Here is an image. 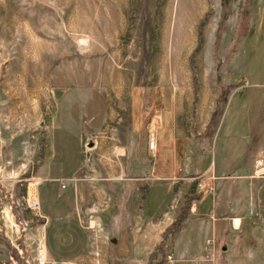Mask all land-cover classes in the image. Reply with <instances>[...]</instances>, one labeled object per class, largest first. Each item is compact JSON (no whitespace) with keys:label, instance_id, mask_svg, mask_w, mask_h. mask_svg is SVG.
Masks as SVG:
<instances>
[{"label":"rangeland","instance_id":"rangeland-1","mask_svg":"<svg viewBox=\"0 0 264 264\" xmlns=\"http://www.w3.org/2000/svg\"><path fill=\"white\" fill-rule=\"evenodd\" d=\"M227 15V0H0V264H63L43 257L44 223L27 205L28 194L29 201L37 197V171L53 145L55 163L85 161L93 179L85 195L93 237L76 264L116 260L118 174L112 168L135 165L140 193L154 194L155 201L164 191L153 193L155 186H172L169 211L177 213L208 189L194 168L211 137L209 162L227 177L239 154L237 140L227 150V84L260 83L245 75L248 65L264 72L263 50L252 41L241 50L246 28L227 26ZM185 24L191 40L174 59ZM211 117L212 131L200 144L198 133ZM160 125L154 154L149 133ZM171 127L185 169L177 179H163L149 168L171 156ZM46 197L43 190L42 202ZM170 239L163 235L138 254L149 264H205L204 233L186 230L174 254ZM224 240L219 229L210 264H227Z\"/></svg>","mask_w":264,"mask_h":264},{"label":"crops","instance_id":"crops-1","mask_svg":"<svg viewBox=\"0 0 264 264\" xmlns=\"http://www.w3.org/2000/svg\"><path fill=\"white\" fill-rule=\"evenodd\" d=\"M227 10V26L246 28L241 35V50L243 44L252 41L253 49L264 52V0H227ZM235 59L231 56L229 63L233 64ZM245 75L260 83L246 79L241 86L227 84V150L234 140L239 142L236 166L227 168V177L225 173L218 174L216 165L209 162L211 137L208 148H199L194 168L208 188L199 199L187 202L178 213L169 211L168 194L172 186H155L153 193L159 187L164 189L163 197L155 201L154 194L140 193L137 182L142 179L136 177L135 165L111 169L118 174L114 178L118 195L112 198V211L118 212L114 221L117 240L113 241L116 260L112 264H149V259L141 256L152 250L153 242L162 241L163 235L171 237L174 254L177 240L188 229L191 234L204 233L205 264L213 263L209 252H214L216 247L208 250V242L214 240L218 244L219 229L225 234L224 242L227 241V264H232L235 258L244 264H264V72L248 65ZM212 121L209 118L203 131L198 133L200 144L207 142ZM179 149L177 134L172 128L171 156L158 168L151 166L149 173H159L163 179L173 176L177 179L185 169ZM52 151L37 171L41 180L37 195L44 223L43 250L54 263L76 264L84 259L93 237L94 227L88 225L91 208L85 199L89 181L93 179L85 161L74 167L70 163H55L54 145ZM222 179L227 185L218 186V180ZM43 190L47 192L44 202ZM207 197L212 199L203 213L201 208ZM192 204L196 205L194 211L190 210ZM102 220L97 214L96 222L102 223Z\"/></svg>","mask_w":264,"mask_h":264},{"label":"built area","instance_id":"built-area-1","mask_svg":"<svg viewBox=\"0 0 264 264\" xmlns=\"http://www.w3.org/2000/svg\"><path fill=\"white\" fill-rule=\"evenodd\" d=\"M161 129V125L158 126L157 128H152L149 133V140H148V148L152 153H156L158 150V132ZM40 179L35 183V187L40 184ZM29 203V204H28ZM28 208L31 209L32 211H35L39 217H41V210H40V205L38 202V195H37V200L29 201V194H28V201H27ZM196 205L192 204L191 206V211L195 210ZM215 241H209L208 245L212 246L213 248L215 247ZM169 260H172V257L169 256Z\"/></svg>","mask_w":264,"mask_h":264},{"label":"bare ground","instance_id":"bare-ground-1","mask_svg":"<svg viewBox=\"0 0 264 264\" xmlns=\"http://www.w3.org/2000/svg\"><path fill=\"white\" fill-rule=\"evenodd\" d=\"M193 2V1H192ZM191 5V4H190ZM192 5H194V4H192ZM196 5V4H195ZM197 9V7L196 6H194L192 9H191V14H190V17L191 18H196V10ZM188 11H189V9H188ZM189 17V16H188ZM186 21V20H185ZM186 25V24H185ZM188 26H189V24H187L185 27H184V29L183 28H181L180 29V32H179V34H180V38H181V40L179 39V41H178V38L175 40V42H176V51H174L173 52V58L175 59V57H176V55L178 54V53H180V51H183V49L185 48V46L189 43V41L191 40V31H189L188 29ZM187 33H188V36H187ZM186 34V35H185ZM193 34V33H192ZM186 37V40H183V37ZM175 63V62H174ZM36 195V194H35ZM34 196V195H33ZM37 196V195H36ZM35 200H37V197L35 198ZM236 224H238V221H237V223ZM45 248V247H44ZM43 257L45 258L46 257V253H45V250L43 251Z\"/></svg>","mask_w":264,"mask_h":264},{"label":"water","instance_id":"water-1","mask_svg":"<svg viewBox=\"0 0 264 264\" xmlns=\"http://www.w3.org/2000/svg\"><path fill=\"white\" fill-rule=\"evenodd\" d=\"M88 147L89 148H93L94 147V143L91 141L89 144H88ZM226 247L223 248V251H226Z\"/></svg>","mask_w":264,"mask_h":264}]
</instances>
